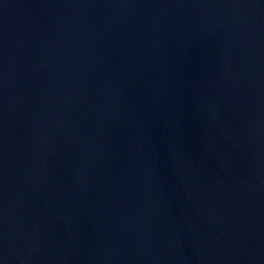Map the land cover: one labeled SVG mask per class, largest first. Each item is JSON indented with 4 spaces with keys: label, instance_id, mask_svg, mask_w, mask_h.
Instances as JSON below:
<instances>
[{
    "label": "water",
    "instance_id": "95a60500",
    "mask_svg": "<svg viewBox=\"0 0 264 264\" xmlns=\"http://www.w3.org/2000/svg\"><path fill=\"white\" fill-rule=\"evenodd\" d=\"M0 264H264V0H0Z\"/></svg>",
    "mask_w": 264,
    "mask_h": 264
}]
</instances>
